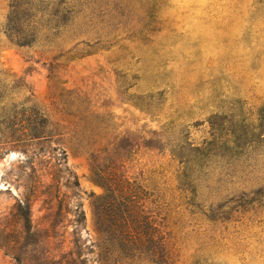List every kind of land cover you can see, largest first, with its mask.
Masks as SVG:
<instances>
[{"label": "rangeland", "instance_id": "374dc122", "mask_svg": "<svg viewBox=\"0 0 264 264\" xmlns=\"http://www.w3.org/2000/svg\"><path fill=\"white\" fill-rule=\"evenodd\" d=\"M228 9L214 22L221 54L206 59L205 40L190 44L182 33L196 5L0 0V86L6 105H18L26 130L0 157V264H48L71 240L83 250L97 238L93 203L102 187L75 139L65 135L57 144L31 137V107L58 129L97 127L129 137L134 152L122 159L123 170L156 194H167L168 180L180 173L170 153L175 146L213 148L203 176L221 187L217 199L264 185V93L251 83L264 69V0H231ZM202 194L208 198L207 190ZM26 204L32 230L20 220ZM75 206L84 213L80 223ZM249 216L239 219L248 224L244 246L219 249L214 256L221 264H264V211L253 223ZM178 218L167 217L176 231ZM185 244L188 254L195 243ZM83 253L87 264H101L95 250Z\"/></svg>", "mask_w": 264, "mask_h": 264}, {"label": "trees", "instance_id": "16d2710c", "mask_svg": "<svg viewBox=\"0 0 264 264\" xmlns=\"http://www.w3.org/2000/svg\"><path fill=\"white\" fill-rule=\"evenodd\" d=\"M1 89L0 86V157L8 144H15L26 132L18 105L7 106ZM31 109L33 114L29 116L34 117L36 124L31 137L38 142L55 138L57 144L65 135L75 139L77 153L89 162L91 179L103 189L93 203L96 240L82 244L83 250L81 244L71 240L67 250L48 256V264H87L84 250H95L101 264H221L214 256L219 249L239 251L246 242L242 227L247 228L248 224L239 222L240 216L250 214L249 221L253 223L254 217L264 211V185L249 192H228L217 199L221 187L212 186L209 178L203 176L213 151L211 146L170 148L172 159H178L180 173L168 180L173 184L167 194L160 195L123 170L122 159L134 152L129 137L97 127L58 129L45 113ZM59 149L65 154L63 148ZM72 177L71 187H77L79 182L75 175ZM220 183L218 179L217 185ZM203 190L208 191V198L204 199ZM212 197L215 198L210 200ZM171 213L179 217L173 222L178 225L177 231L167 222ZM59 214L60 211L55 213ZM20 215V220L32 230L30 206L26 204ZM72 215L76 223L84 219L77 206ZM40 230L37 227L34 232ZM188 240L195 244L186 254Z\"/></svg>", "mask_w": 264, "mask_h": 264}, {"label": "clouds", "instance_id": "9594fccd", "mask_svg": "<svg viewBox=\"0 0 264 264\" xmlns=\"http://www.w3.org/2000/svg\"><path fill=\"white\" fill-rule=\"evenodd\" d=\"M230 3L231 0H168V5L173 8H182L189 5L197 6V15L185 23L182 33L190 44L200 39L205 40L206 43L201 50L206 59L221 54L222 49L217 47V30L214 22L229 15L228 5ZM232 32L234 35H239L241 28L234 25ZM192 51L190 47L185 48L184 55L190 57ZM249 52L250 50H244L242 54ZM251 83L258 92L264 93V69L260 70L258 74H252Z\"/></svg>", "mask_w": 264, "mask_h": 264}]
</instances>
